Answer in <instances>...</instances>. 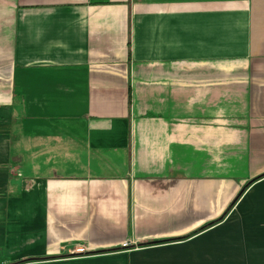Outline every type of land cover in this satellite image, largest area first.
I'll use <instances>...</instances> for the list:
<instances>
[{"label": "crops", "instance_id": "obj_1", "mask_svg": "<svg viewBox=\"0 0 264 264\" xmlns=\"http://www.w3.org/2000/svg\"><path fill=\"white\" fill-rule=\"evenodd\" d=\"M229 18L264 0H0V264H264V176L205 226L264 172L207 114Z\"/></svg>", "mask_w": 264, "mask_h": 264}, {"label": "rangeland", "instance_id": "obj_2", "mask_svg": "<svg viewBox=\"0 0 264 264\" xmlns=\"http://www.w3.org/2000/svg\"><path fill=\"white\" fill-rule=\"evenodd\" d=\"M232 20L233 25L229 30L234 34V43L229 41L226 92H223V97L218 98L217 101L215 98L216 103H214L219 108L218 111H210L211 113L207 114H210L214 121L220 116L219 111L227 112L224 113L225 116L221 114L222 120L224 116L229 128L227 133L236 139V142L230 144L236 150L231 149L233 152L231 155L248 153L253 158L252 163L257 164L256 157L260 159L259 163L262 162L264 167V64H258V60L255 59L263 50H253L250 55H242L247 52L252 43L256 42L260 44V47H264V18L258 19L259 26L257 28L253 26V31L250 26L252 19L229 18V23ZM229 27H231L230 24ZM211 69L218 68L211 67ZM198 87L200 88L199 83H197ZM255 92H259V95L254 94ZM242 121L249 126H246L244 130L236 129V127L232 129L234 125ZM243 132L244 137L241 135ZM242 173L245 171L242 170Z\"/></svg>", "mask_w": 264, "mask_h": 264}, {"label": "trees", "instance_id": "obj_3", "mask_svg": "<svg viewBox=\"0 0 264 264\" xmlns=\"http://www.w3.org/2000/svg\"><path fill=\"white\" fill-rule=\"evenodd\" d=\"M262 176H264V172L250 178L249 180L246 181V183L243 185L242 189L237 193V195L232 199V201L229 203V206L227 207V209L214 221L207 223L205 226H208L210 224H213L214 222H217L218 220H220L221 218H223V216L229 211V209L231 208L232 204L235 202L236 198L242 193V191L253 181L257 180L258 178H261Z\"/></svg>", "mask_w": 264, "mask_h": 264}, {"label": "built area", "instance_id": "obj_4", "mask_svg": "<svg viewBox=\"0 0 264 264\" xmlns=\"http://www.w3.org/2000/svg\"><path fill=\"white\" fill-rule=\"evenodd\" d=\"M77 250H81V247H78Z\"/></svg>", "mask_w": 264, "mask_h": 264}]
</instances>
